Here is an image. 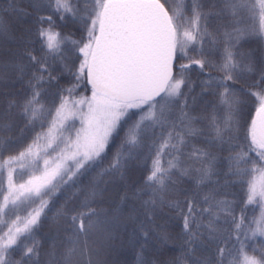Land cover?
<instances>
[{"label": "snow or ice", "instance_id": "6c2138e0", "mask_svg": "<svg viewBox=\"0 0 264 264\" xmlns=\"http://www.w3.org/2000/svg\"><path fill=\"white\" fill-rule=\"evenodd\" d=\"M0 264H264V0H0Z\"/></svg>", "mask_w": 264, "mask_h": 264}, {"label": "trees", "instance_id": "16d2710c", "mask_svg": "<svg viewBox=\"0 0 264 264\" xmlns=\"http://www.w3.org/2000/svg\"><path fill=\"white\" fill-rule=\"evenodd\" d=\"M254 115V113H253ZM250 119L248 121V123L250 124ZM57 137V133L55 130H53L51 136L47 137L46 139H42L40 142H39V145L34 149V151H38L40 153V157L43 158L46 153H53L54 150L55 151H58L59 150V141L58 139L56 138ZM49 142H51L52 144V147L49 148L48 147V144ZM118 143L117 142V146H118ZM113 151H115V148H113ZM35 157H27L25 158L23 161L19 162V163H22L24 165V169H20L19 167V164L16 165L17 167V172H21V171H28V170H32L33 167H34V164H33V161H34ZM41 168H43V162H42V159H41ZM258 183V186H259V181H257ZM254 207V206H252ZM250 215H252L253 213L250 211L249 213ZM255 215H259V212H255L254 213ZM46 232V229H41L40 232L37 234V239L41 238L42 236H44Z\"/></svg>", "mask_w": 264, "mask_h": 264}]
</instances>
